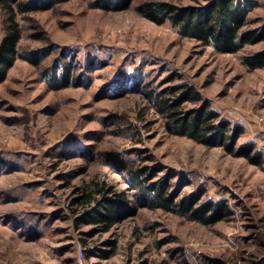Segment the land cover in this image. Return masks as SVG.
Here are the masks:
<instances>
[{
    "label": "rangeland",
    "instance_id": "374dc122",
    "mask_svg": "<svg viewBox=\"0 0 264 264\" xmlns=\"http://www.w3.org/2000/svg\"><path fill=\"white\" fill-rule=\"evenodd\" d=\"M20 1L32 10L0 3V43L13 23L20 31L0 82V264H264V69L241 63L264 40L218 53L142 10L203 0L121 11ZM254 1L247 27H263L264 0ZM180 85L241 124L237 145L253 143L260 162L168 132L161 101ZM145 168L179 198L201 188L199 202L232 214L204 225L139 206L107 232L81 221L84 192L104 184L137 199Z\"/></svg>",
    "mask_w": 264,
    "mask_h": 264
},
{
    "label": "trees",
    "instance_id": "16d2710c",
    "mask_svg": "<svg viewBox=\"0 0 264 264\" xmlns=\"http://www.w3.org/2000/svg\"><path fill=\"white\" fill-rule=\"evenodd\" d=\"M66 1L39 0L32 5L33 8H48ZM0 3L10 11L12 4H18L20 11L32 10L20 0H0ZM130 3L131 0H102V3L95 1L94 4L104 10L121 11L127 9ZM255 5L254 0H203L188 5L148 1L142 10L156 24L169 22L182 37L193 39L218 53L234 54L247 45L264 40V26L247 27L249 13ZM19 39L20 31L13 23L0 43V82L5 79L16 59ZM241 63L248 70L264 69V48L243 55ZM186 101H191L194 106L187 110L180 109ZM161 102V110L168 118L165 127L171 134L187 137L205 146L221 147L227 154L245 157L252 163L260 162L252 155L253 143L237 145L244 127L221 119L192 86L174 87L172 96ZM154 174L145 168L136 175L133 186L137 190V199H131L124 191L116 192L104 184L94 185L95 189L84 192L78 198L88 205L81 221L99 226L101 231L107 232L121 220L136 215L139 206L187 216L204 225H212L232 214L227 202H199L205 191L201 188L179 198L177 191L169 190L167 182L152 181Z\"/></svg>",
    "mask_w": 264,
    "mask_h": 264
}]
</instances>
